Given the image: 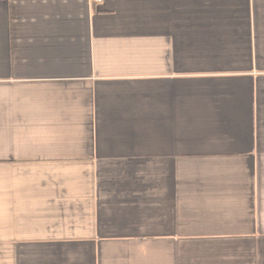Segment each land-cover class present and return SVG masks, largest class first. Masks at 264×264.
Listing matches in <instances>:
<instances>
[{
    "label": "crops",
    "instance_id": "crops-1",
    "mask_svg": "<svg viewBox=\"0 0 264 264\" xmlns=\"http://www.w3.org/2000/svg\"><path fill=\"white\" fill-rule=\"evenodd\" d=\"M0 264H264V0H0Z\"/></svg>",
    "mask_w": 264,
    "mask_h": 264
},
{
    "label": "built area",
    "instance_id": "built-area-1",
    "mask_svg": "<svg viewBox=\"0 0 264 264\" xmlns=\"http://www.w3.org/2000/svg\"><path fill=\"white\" fill-rule=\"evenodd\" d=\"M97 1H99V2H100V1H102V0H97Z\"/></svg>",
    "mask_w": 264,
    "mask_h": 264
}]
</instances>
